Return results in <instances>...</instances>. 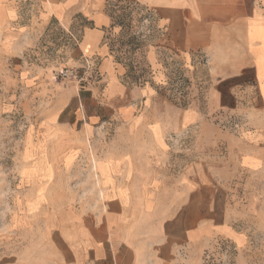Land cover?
<instances>
[{
    "label": "crops",
    "instance_id": "obj_1",
    "mask_svg": "<svg viewBox=\"0 0 264 264\" xmlns=\"http://www.w3.org/2000/svg\"><path fill=\"white\" fill-rule=\"evenodd\" d=\"M136 2L153 12L162 30L158 50L191 63L204 57L209 107L163 106L149 85L127 86L105 41L110 20L102 0L82 1L90 26L79 30L78 47L96 62L100 78L82 87L86 106L74 114L80 129L70 122L53 128L68 150L42 177L67 178L71 164L83 159V177L97 195L84 207L69 201L49 221L48 238L62 248L56 256L62 264H178L183 250L214 235L231 236L222 197L231 187L227 173L264 169V0ZM44 8L42 20L59 19ZM9 13L0 1V24ZM158 50L150 48L147 59L161 80ZM140 99L146 105L139 106ZM216 114L240 116L237 132L207 117ZM186 130L194 138L190 155H181L178 134ZM52 193L71 192L60 182Z\"/></svg>",
    "mask_w": 264,
    "mask_h": 264
},
{
    "label": "rangeland",
    "instance_id": "obj_2",
    "mask_svg": "<svg viewBox=\"0 0 264 264\" xmlns=\"http://www.w3.org/2000/svg\"><path fill=\"white\" fill-rule=\"evenodd\" d=\"M0 1L11 14L3 16L0 24V264H62L56 257L62 248L50 243L48 223L69 201L72 206H88L97 193L93 181L83 177V159L71 164L67 178L47 179L42 174L53 170L52 160L68 150L57 143L53 128L63 122L76 125L74 114L86 106L81 100L88 96L82 87L100 78L96 62L85 60L78 47V32L90 22L80 11L83 0ZM44 6L59 19L42 20ZM100 8L110 20L105 41L125 70L122 80L127 86L149 85L163 106H195L206 112L211 83L204 57L191 63L158 50L162 30L153 12L136 0H102ZM154 47L162 66L161 80L147 59ZM67 67L77 71V78H61L59 72ZM139 101V106L146 105L144 99ZM207 117L223 130L237 132L240 116ZM178 137L182 138L178 154L190 155L191 131ZM226 151L221 143L220 156ZM75 153L77 158L82 154L80 148ZM54 165L62 170V164ZM227 175L231 187L222 197L231 236L214 235L183 250L178 264H264V169H234ZM60 182L70 194L53 195Z\"/></svg>",
    "mask_w": 264,
    "mask_h": 264
},
{
    "label": "built area",
    "instance_id": "obj_3",
    "mask_svg": "<svg viewBox=\"0 0 264 264\" xmlns=\"http://www.w3.org/2000/svg\"><path fill=\"white\" fill-rule=\"evenodd\" d=\"M59 75L61 78L64 79H75L78 76L77 71L74 68H63L60 72Z\"/></svg>",
    "mask_w": 264,
    "mask_h": 264
}]
</instances>
